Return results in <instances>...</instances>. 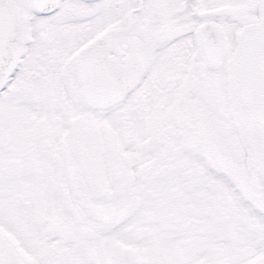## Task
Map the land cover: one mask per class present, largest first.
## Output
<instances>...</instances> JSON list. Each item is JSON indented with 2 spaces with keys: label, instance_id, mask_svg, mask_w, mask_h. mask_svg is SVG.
Masks as SVG:
<instances>
[{
  "label": "snow or ice",
  "instance_id": "snow-or-ice-1",
  "mask_svg": "<svg viewBox=\"0 0 264 264\" xmlns=\"http://www.w3.org/2000/svg\"><path fill=\"white\" fill-rule=\"evenodd\" d=\"M0 264H264V0H0Z\"/></svg>",
  "mask_w": 264,
  "mask_h": 264
}]
</instances>
